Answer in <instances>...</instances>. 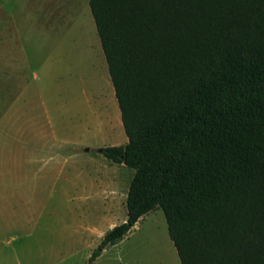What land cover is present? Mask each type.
<instances>
[{"label": "trees", "instance_id": "16d2710c", "mask_svg": "<svg viewBox=\"0 0 264 264\" xmlns=\"http://www.w3.org/2000/svg\"><path fill=\"white\" fill-rule=\"evenodd\" d=\"M134 170L126 219L160 208L180 264H264V0H88Z\"/></svg>", "mask_w": 264, "mask_h": 264}, {"label": "rangeland", "instance_id": "374dc122", "mask_svg": "<svg viewBox=\"0 0 264 264\" xmlns=\"http://www.w3.org/2000/svg\"><path fill=\"white\" fill-rule=\"evenodd\" d=\"M126 142L88 0H0V264H180L160 208L87 262L134 172L98 148Z\"/></svg>", "mask_w": 264, "mask_h": 264}, {"label": "bare ground", "instance_id": "6f19581e", "mask_svg": "<svg viewBox=\"0 0 264 264\" xmlns=\"http://www.w3.org/2000/svg\"><path fill=\"white\" fill-rule=\"evenodd\" d=\"M89 44H90V43H89ZM95 48H96V46H95ZM91 51H92V50H91ZM97 51H98V50H97ZM92 53H93V52H92ZM94 53H95V52H94ZM94 53H93V54H94ZM98 53H99V52H98ZM89 55H90V54H89ZM98 55H99V54H98ZM90 56H91V55H90ZM93 56L95 57V55H93ZM86 59H87V58H86ZM89 59H90V58H89ZM100 59H102V58L100 57ZM91 60H92V59H91ZM95 60H96V58L94 59V62H95ZM92 62H93V60H92ZM92 62H91V63H92ZM98 62H99V58H98ZM93 64H95V63H93ZM101 64H102V63H101ZM96 66H97V65H96ZM98 67H99V66H97V68H98ZM95 68H96V67H95ZM97 68H96V70H97ZM96 70H95V71H96Z\"/></svg>", "mask_w": 264, "mask_h": 264}, {"label": "crops", "instance_id": "0c3cea01", "mask_svg": "<svg viewBox=\"0 0 264 264\" xmlns=\"http://www.w3.org/2000/svg\"><path fill=\"white\" fill-rule=\"evenodd\" d=\"M57 145L59 146V144H57ZM58 146H57V147H58ZM47 158H50V156H49V157H47ZM31 160H33V156H31ZM38 160H40L41 162H42V161H43V162L45 161V159H42V158H40V159H37V161H38ZM95 260H96V259H95Z\"/></svg>", "mask_w": 264, "mask_h": 264}, {"label": "water", "instance_id": "95a60500", "mask_svg": "<svg viewBox=\"0 0 264 264\" xmlns=\"http://www.w3.org/2000/svg\"><path fill=\"white\" fill-rule=\"evenodd\" d=\"M98 152H102V148H98Z\"/></svg>", "mask_w": 264, "mask_h": 264}]
</instances>
